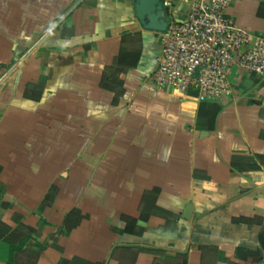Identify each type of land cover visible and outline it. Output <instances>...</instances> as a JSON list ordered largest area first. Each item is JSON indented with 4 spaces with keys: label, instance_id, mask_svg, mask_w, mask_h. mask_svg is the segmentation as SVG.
Listing matches in <instances>:
<instances>
[{
    "label": "crops",
    "instance_id": "1",
    "mask_svg": "<svg viewBox=\"0 0 264 264\" xmlns=\"http://www.w3.org/2000/svg\"><path fill=\"white\" fill-rule=\"evenodd\" d=\"M226 14L264 36V0ZM159 54L134 0H0V264H264V78L199 103Z\"/></svg>",
    "mask_w": 264,
    "mask_h": 264
},
{
    "label": "built area",
    "instance_id": "2",
    "mask_svg": "<svg viewBox=\"0 0 264 264\" xmlns=\"http://www.w3.org/2000/svg\"><path fill=\"white\" fill-rule=\"evenodd\" d=\"M174 0H162L170 14ZM229 0L194 2L187 22L170 19L160 34L153 86L179 96L196 92L199 103L217 101L232 90L233 70L264 78V36L239 29L226 14Z\"/></svg>",
    "mask_w": 264,
    "mask_h": 264
},
{
    "label": "water",
    "instance_id": "3",
    "mask_svg": "<svg viewBox=\"0 0 264 264\" xmlns=\"http://www.w3.org/2000/svg\"><path fill=\"white\" fill-rule=\"evenodd\" d=\"M188 0H181L175 12L162 6V0H134V14L142 29L156 33L167 30L170 19L184 24L188 17Z\"/></svg>",
    "mask_w": 264,
    "mask_h": 264
},
{
    "label": "rangeland",
    "instance_id": "4",
    "mask_svg": "<svg viewBox=\"0 0 264 264\" xmlns=\"http://www.w3.org/2000/svg\"><path fill=\"white\" fill-rule=\"evenodd\" d=\"M19 31L20 30H18V32ZM38 32H39V35L37 36V38L34 41L41 39V29ZM17 36H18V33H17ZM34 43L31 44L30 46L17 44L15 52L17 51L18 54H15L14 60H12L9 65L4 66V68H2V69L5 71H8L9 69L14 68V67L16 69V68L20 67V64L22 62V59H23L25 53H27V52H38L39 50L41 51V44H36V42H34Z\"/></svg>",
    "mask_w": 264,
    "mask_h": 264
}]
</instances>
